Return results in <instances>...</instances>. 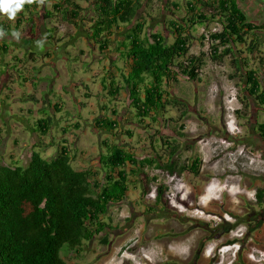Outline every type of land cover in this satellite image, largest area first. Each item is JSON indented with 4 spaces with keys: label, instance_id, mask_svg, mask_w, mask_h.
I'll use <instances>...</instances> for the list:
<instances>
[{
    "label": "trees",
    "instance_id": "1",
    "mask_svg": "<svg viewBox=\"0 0 264 264\" xmlns=\"http://www.w3.org/2000/svg\"><path fill=\"white\" fill-rule=\"evenodd\" d=\"M147 2L57 0L51 7L40 10V0H32L25 3L13 23L7 18L0 20L5 35L25 30L27 26L31 33H35L37 25L33 17L37 16L44 21L45 40L39 35L31 37L30 41L37 43V47L46 46L48 50L57 49L58 42L54 36L56 27L48 28V19L71 24L76 32L90 25L87 38L96 42L102 51L109 49L114 28L128 26L123 42L115 47L125 59L127 72L121 76V81L108 77L109 83L105 85L103 82L109 102H122L123 107L118 110L102 105L100 110L103 113L89 123L91 131L105 136L100 141L103 146L97 165L75 168L71 163L75 155L67 141L46 157L35 149L31 150L25 164L0 163V264H65L62 251H77L86 241L93 239L108 243L107 235L115 229L105 219L110 207L127 202L130 185L134 186L143 175L147 176V169L168 174L184 171L199 174L200 159L195 157L183 163L177 159L178 148L183 142L182 133L177 131L172 135L166 132L172 133L171 122L190 112L188 102L174 95L170 85L175 84L178 77L198 80L204 63L203 53L194 55L189 52L195 38L189 28L197 23L219 19L220 29L209 32L210 39L218 42L208 45L207 54L215 63L223 62L226 56L231 57L234 72L230 78H242L246 97L263 111V119L256 123L255 131L264 142L263 72L257 68L248 69L247 57H241L245 51L252 54L255 49L262 51L256 39L249 43L246 40L247 35L256 37L262 26L248 19L238 0H187V15L182 22L169 21L173 40L167 42L163 32H146L153 27L146 26L144 17H139L141 21L136 20ZM149 18L158 20L155 16ZM203 38L201 34L196 40L202 43ZM239 45L244 48L239 49ZM3 47L0 48L6 50V45ZM37 52L41 53V50L35 47L29 56H35ZM258 63L264 66V53ZM121 90L127 92L122 100ZM28 98L38 101L33 94ZM60 106L56 103L53 108L59 112L62 110ZM46 109L44 106L40 109L42 117L31 125L36 135L48 134L54 123ZM173 109L178 112L177 117L168 115ZM73 126L78 128L76 124ZM133 128L143 129V140L149 144L148 147L143 144L145 148L139 154L126 142H120L124 136L133 137ZM66 131L68 128L63 129ZM151 176L152 181L157 180L156 175ZM163 186L156 187L155 204L163 196ZM263 193L264 188L257 192L259 205L263 202ZM181 202L186 203L185 200ZM150 212L158 214L152 208L145 211Z\"/></svg>",
    "mask_w": 264,
    "mask_h": 264
},
{
    "label": "rangeland",
    "instance_id": "2",
    "mask_svg": "<svg viewBox=\"0 0 264 264\" xmlns=\"http://www.w3.org/2000/svg\"><path fill=\"white\" fill-rule=\"evenodd\" d=\"M54 1L57 0H40V10L51 7ZM147 1L143 7L147 6L148 15L155 16L158 20L148 19V15L143 16L142 9L138 12L136 20H141L139 17L142 15L148 25L160 28L166 41H171L173 38L169 30L172 28L171 26L162 28V22L166 20V23L170 18L177 17L184 19L187 15V0H176L175 3L179 8L175 10L169 5V0ZM238 1L248 19L262 26L261 30L256 32V37L247 35L246 40L249 43L251 39H256L259 43L258 48L263 52L259 49H255L253 54L245 51L241 57H247L248 69L257 68V71L263 72L261 77L264 85V66H259L258 63V58L264 53V0ZM163 6L168 8V11L163 10ZM2 19L3 17L0 16V20ZM33 19L37 25L36 32L31 33L29 27L24 33L21 32V36L27 40V36H41L43 32L44 21L39 20L37 16ZM47 22V26L56 27L55 34L63 37L66 45L72 43L70 56L78 59L74 58L64 63L60 60L58 64L46 65L51 59L48 58L41 64V68L46 66L49 68L41 69L43 74L41 72L39 74L46 75L44 73L48 71L51 77H57L59 84V88L54 90L50 99L53 102L60 96V100L63 101L61 111L51 112L45 107L46 114L52 116L54 121L59 120L62 123L74 120H78L81 125L85 123L84 129L69 127L70 131H77L72 136V142L79 141L78 148L86 149V159L82 163L77 160V152L73 160L77 162L74 163L75 167L95 166L100 153L98 145H101L100 141L105 136L91 131L89 123L95 118H90L89 109L91 104L100 108L99 104L103 100L98 97L99 93L90 99L84 98L82 83L86 84L88 94L100 90L98 82L93 83L92 80L103 73V66H107L110 61L109 52L105 50L104 52L107 53L100 54L101 52L99 53L96 47L90 44L91 41L87 42L85 38H81L84 37L83 35L87 37L89 28L82 27L84 30L72 34L73 26L66 22L49 19ZM220 26V21L217 19L203 21L202 24L197 23L189 28L195 36L190 51L195 55L203 53L204 63L200 67L198 80L188 81L180 77L181 80L175 85L173 92L188 102L190 112L180 120L171 122L172 133L166 131L172 135H176L177 131L182 133L183 142L178 148L177 159L180 163L189 162L195 157L200 159L199 174L193 175L188 171L168 174L166 171L147 169V176L143 175L134 186L130 185V198L126 202L128 205L126 210L130 212V217L126 221L121 218L119 210L122 207L118 205L114 214L109 216L107 214L105 217L110 224L117 225H113L115 229L111 233L122 234L115 244L125 243V245L114 253V257L121 260L122 264H264V193L261 197L262 204H257V192L260 188H264V142L255 131L256 123L263 119V111L246 97L243 79L230 78L229 75L234 72L230 64L231 57L226 56L221 63L212 62L207 54L208 45L196 40V37L201 35L202 27L204 31L211 32L213 29H220ZM2 38L3 36L0 40ZM238 48L242 50L244 46L239 45ZM85 53H87L86 61L82 60ZM59 55L65 57L67 53L61 51ZM101 55H104L103 59ZM9 56H12V60ZM9 56L6 57H9L7 60L10 63L15 61L13 57L28 62L23 56V48L12 49ZM0 57H2L1 49ZM56 60L54 58V61ZM10 63L8 67H11ZM30 67L31 64H25L19 69H23L26 73ZM36 69L30 70L31 73ZM7 71L12 74H4L3 78L0 75V163L25 164L29 152L23 143L27 142V136L31 133L26 132L27 124L22 118L31 113L23 112L22 116L16 118L15 116H19L21 111L15 107L16 110L13 113L9 112L12 115L8 116L9 105L14 107L20 97L17 92L16 97L13 98L11 90L5 92L6 96L5 93L3 94L6 91L5 87L10 88V85H14L11 84L14 83L13 80H17L15 71L12 69ZM90 75L93 79L88 82L87 78H90ZM67 81L75 82L76 88L68 90V85H65ZM62 87L66 95L62 94L60 90ZM27 88L37 98H47V95L41 96L40 86H35L32 90L28 84ZM42 89L46 90L44 85ZM79 94H82L81 97ZM122 99H124L123 95ZM78 102L88 104L80 106ZM45 103L46 100L43 104ZM168 115L177 117L178 112L173 109ZM11 118L18 124H14ZM132 130L133 137L124 136L120 142L122 144L126 142L139 154L143 151L142 148L148 147L149 144L143 140L145 134L143 129ZM52 135L57 136V132L53 131ZM140 140H143V143ZM35 142L40 147L37 151L43 157L56 151L55 146L41 150L46 145V140L36 139ZM16 152H21L24 158L22 159L20 153ZM151 175H156L157 180L152 181ZM175 182L180 187V191L176 194L173 203L167 195L172 194L170 191ZM159 185H164L165 189L160 202L155 204L156 187ZM204 186L203 196L199 197ZM184 200L186 203L181 202ZM148 208L158 211V214L145 213ZM181 242H183V246L180 247L182 253L173 252V248ZM101 245L106 246L98 239H93L91 250L82 247L77 251H62L61 255L65 264H96L101 256H105L111 250L109 247L108 251L102 252ZM125 256L128 258L123 261Z\"/></svg>",
    "mask_w": 264,
    "mask_h": 264
},
{
    "label": "crops",
    "instance_id": "3",
    "mask_svg": "<svg viewBox=\"0 0 264 264\" xmlns=\"http://www.w3.org/2000/svg\"><path fill=\"white\" fill-rule=\"evenodd\" d=\"M152 1H154V0H152ZM169 1H170L169 5L174 10L179 8V5H176V3H175L176 0H169ZM162 9L165 10V11H168V8H165L164 6H163ZM38 10H39V8H38ZM142 10H143V12H142L143 16H147L148 13H149V10H148L147 6L143 7ZM170 11L172 12V10H170ZM2 17H3L2 20H5L7 18L6 16H2ZM141 17H142V15H141ZM144 19H146V18H144ZM148 19H149V15H148ZM176 19L170 18L166 23H165L166 20L163 21L162 22V28L163 27L164 28L169 27L170 25H169L168 22L170 20H174V21H177V22H182V19H180V17H177ZM138 20H140V19H138ZM13 22H14V20H12V23ZM143 22L146 23V26L151 27L150 25H148L146 20H144ZM69 25L72 26L71 24H69ZM47 27L49 28V26H47ZM89 27H90V25L84 26V28H89ZM126 27H128V26H126ZM126 27L124 25H120L118 29L114 28L112 30V34L110 35V38H109V40H110L109 49L107 50V52H109L108 53L109 54L108 57L110 58V61L107 64V66H105V67L103 66V68H102L104 70L103 73L100 74L97 77L99 79L96 78L95 80H92L93 77L91 75H90V78H87L88 82L90 80H92L93 83L94 82L96 83V81H97L101 91L100 90H96L94 93L90 92L88 94V92H87V90L85 88L86 84L82 83L83 84V86H82V88H83V90H82L83 97L86 98V99H90L93 95H96V94L99 93L98 97H100V99L103 100L102 103L99 104L100 107L102 105H105V106H107V108H110V109H115L116 108V109L120 110L122 108L123 104H124L122 102H111V103L109 102L108 97L106 96V91L103 89V84H104L103 82L105 81V85H107L109 83V80H110L108 77H114L115 80L121 81L122 80L121 76L127 72V66L124 63L125 59L120 56L119 52L115 48V47H117L119 45L120 42H123L125 34L128 33ZM21 28H24V26H21ZM149 31L162 32V31H160V28L158 29V27H154V28H152V30H147L146 29V32H149ZM18 32L20 34L18 39L13 37V35H3V38L0 40V47L4 48L3 45H6V50H3L2 48H0L1 49V56H2V57H0V75L2 76V78L4 77L3 76L4 74H8V75L10 74L11 75L12 73L7 71L8 69H12L13 71H15L17 73V80H13L14 83H11V84H14V85H10V88L6 86L5 87L6 91H4L3 94L5 92L11 90V92H12L11 94L13 95V98L16 97V93L17 92H18V94H17L18 97H20V99H17V101H16L17 104H15L14 107L9 105L8 114H9V112L13 113L16 110L15 107H17L18 110L21 111L19 116H15L16 118H19L20 116H22V114H24L23 112L31 113V115H28V116L22 118V119H24L26 121V124H27L26 132H30L31 133V135L27 136L28 137L27 142L23 143L24 146H27L29 154H30L31 150H33V149H35V150H37V148L40 149L39 146L34 147V145H37V143L35 142L36 139L46 140L45 144L48 145V146L46 148L41 149V150H46L47 148L52 147V146L58 147V146H61L62 144H66L67 143V145H69V147L73 151L72 154L75 155V158H76V153L75 152H77V156H78L77 160L82 163V161H84L86 159V157H85L86 149L85 148H80V149L78 148L79 141L78 142H72V136L75 135V133H77V131H75V130L70 131L69 127H71L73 124H76V125H78V128H75L74 126H73V128H75V129H81V128L84 129L85 128V123H84V125H81V123L78 120H74V121L66 122V123H62L59 120H55L53 125H52V128H51L50 132L48 134H46V135H42V134L36 135L31 130V125H33L34 120L42 117L40 109H42L43 106L47 107L48 110L51 111V112L52 111L56 112L54 110V108H53L54 104L59 103L61 105L60 107L62 108V103H63V101L60 100V98H59L60 96L57 99H54L53 102L50 99L51 95L54 93V90L59 88L57 77L56 76L55 77H51L50 73L48 71L44 73L46 75H42L43 72H42L41 69H44V68L47 69V67L49 68V66L42 67V68L40 66H41L42 63L46 62V60L48 58H51V59L49 61H47L48 64H46V65H49L51 63L58 64L60 62V60L64 63V61H71L74 58L78 59L77 57L72 58L70 56L69 52L72 50L73 45H72V43H68L66 45V41L64 40V38L60 37V35H56L55 32H54L55 40L58 38V42L56 43L57 49L48 50L46 48V46H42L41 45V46L37 47L34 42L30 41L31 37H29V36H27L28 40L26 38H23L21 36V32L24 33L25 30H19ZM71 32H72V34L76 33V29L73 27ZM45 34H46L45 31H43L41 33V36H40L41 40H45L44 39V35ZM83 36L84 37H81V36L80 37L81 38H85L87 40V42L91 41L90 44L94 45L96 47V50L99 53L101 52L100 54L107 53V52H104L105 50H103V51L100 50L99 45L96 42H94L92 40H89L85 35H83ZM11 37L14 38V39H11ZM8 38H10L11 40H8ZM172 40L169 41V42H172ZM8 41H10V42H8ZM35 47L38 48V50L40 49L41 53L37 52V54L35 56L34 55L33 56H29V52L33 51ZM47 47H49V46L47 45ZM14 48L18 49V50H21V48H23V56H25V58L28 60V62L24 61V60L21 61L19 57L18 58L13 57V60H15L14 61L15 63L14 62L10 63V61L7 60V58L10 57L11 60H12V56H9V53ZM61 51L63 53H67V55L65 57L59 55ZM48 52H49L50 55H47ZM6 56H9V57H6ZM102 56L104 57V55H101V58L103 59ZM5 57H6V59H4ZM38 58H40V59H38ZM44 58H46V59H44ZM54 58L57 59V60L54 61ZM82 60H84V61L87 60V53H85L83 55ZM32 61H34V62H32ZM20 62H22V63H20ZM24 62H26V63H24ZM9 63H10L11 67H8ZM25 64H31L30 69H28L26 73H24L23 69L22 70L19 69V68L25 66ZM33 69H36V70L34 71V73L33 72L31 73V71H33ZM40 72L42 74H39ZM180 80H181L180 77H178L177 78V82L175 84H171L170 85V91L172 90L171 92L173 94H175V95H176V93L173 92V89L175 88V85H177V83ZM28 84H29L30 88L32 87V90H33V88L35 86L36 87L40 86L41 96H42V94L47 95V98L45 99L46 100L45 104H43L44 99L42 97L37 98L34 93L29 92L30 90L27 88ZM37 84H38V86H37ZM42 85H44L46 90L42 89ZM65 85H68V90H73V89L76 88V84L73 81H70V82L67 81V84H65ZM60 90L62 91V94L66 95V91L63 90V87ZM57 92H59V91H56V93ZM120 93H121V96L123 95V98H125V96L127 95V92L124 91V90H121ZM30 94H33L35 96V99H37L38 101L35 102L34 100H31L30 98H28V95H30ZM82 94H79L80 97H81ZM6 95H7V93H5V96ZM78 104L81 106L83 104L87 105L88 103L78 102ZM90 107H91L89 109L90 113H91L90 118H95V116L96 117L99 116L98 115L99 112H100L99 114L103 113L102 110L100 111V108H96L92 104H91ZM106 112H108V110ZM10 115H12V114H9L8 116H10ZM108 115H109V113H108ZM86 116H87V114H86ZM86 116H85V118H86ZM11 121L14 124H18V123H15L12 120V118H11ZM69 125H71V126H69ZM21 126H23V125L21 124ZM64 128H68V131L63 132ZM53 131L57 132V136L52 135ZM29 136H30V139H29ZM46 138L47 139L49 138V141H47ZM78 139H80V138H78ZM64 141H67V142L65 143ZM42 142H44V141H42ZM98 147H99V150H101L102 145H100V146L98 145ZM91 148H96V147H91ZM16 153H20L21 158L22 159L24 158L21 155V152H16ZM29 154L26 157V161H27V159L29 157ZM49 155H51V154H49ZM73 159H72L71 163H72V165L75 166L74 163H77V162L74 161ZM83 166H84V164H83ZM75 168L82 169V168H85V166L82 167V168H80V167H75ZM204 189H205V186L203 187L202 194H200L199 197L203 196ZM129 193H130V189L128 191V196L129 197L127 198V202H128V200L130 198ZM118 206L122 207L119 210L120 211L119 216L126 221L130 217V212H128L126 210V209H128L127 208L128 205L126 203H124V204H120ZM118 206L117 207H116V205L115 206H111V208H110V210L108 212V216L114 214L115 210H116V208H118ZM111 225L112 226L113 225L117 226L116 224H112V223H111ZM121 235L122 234L113 235L111 232L108 233V235H107L108 243L106 244V246L101 245L100 248H101L102 252L108 251L109 247L111 248V250H109L108 254H106L105 256H101L97 260L96 264H122L121 260H117L114 257V253H116L118 250L121 249L122 246L125 245V243H122L120 245L119 244L118 245L115 244L116 241L121 237ZM93 244H94V242H93ZM181 246H183V242L179 243V245L177 247H174L173 248V252L182 253V251H180V247ZM84 247H87V248H89L88 250H91V241L86 242V244L83 245V248ZM127 258H128V256H125L122 260L124 261Z\"/></svg>",
    "mask_w": 264,
    "mask_h": 264
},
{
    "label": "clouds",
    "instance_id": "4",
    "mask_svg": "<svg viewBox=\"0 0 264 264\" xmlns=\"http://www.w3.org/2000/svg\"><path fill=\"white\" fill-rule=\"evenodd\" d=\"M32 0H0V16H6L9 20H14L16 14L23 9L25 3H31ZM5 35V32L0 28V37ZM13 37L19 38V32L13 31ZM124 204V203H123Z\"/></svg>",
    "mask_w": 264,
    "mask_h": 264
},
{
    "label": "built area",
    "instance_id": "5",
    "mask_svg": "<svg viewBox=\"0 0 264 264\" xmlns=\"http://www.w3.org/2000/svg\"><path fill=\"white\" fill-rule=\"evenodd\" d=\"M201 29L202 30H201V33L200 34H202L203 37H204L203 40H202L203 42H205L207 45H210L212 43H217L218 42V40H212V39H210V37H209L210 33L208 31H204L203 27ZM216 30L217 29H213V31H211V32H215ZM189 52L191 54H194L193 51H189ZM198 75H200V73H198ZM179 188L180 187H178L177 183L175 182V185H174L173 189L170 191V192H172V194H170V196L167 195V197H170V201L173 202V203H174V201L176 199V197H175L176 194L178 193V191H180Z\"/></svg>",
    "mask_w": 264,
    "mask_h": 264
}]
</instances>
